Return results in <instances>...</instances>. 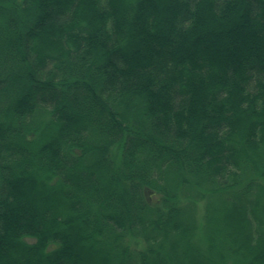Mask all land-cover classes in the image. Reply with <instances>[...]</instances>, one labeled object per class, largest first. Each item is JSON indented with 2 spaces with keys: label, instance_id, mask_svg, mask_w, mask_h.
Here are the masks:
<instances>
[{
  "label": "trees",
  "instance_id": "1",
  "mask_svg": "<svg viewBox=\"0 0 264 264\" xmlns=\"http://www.w3.org/2000/svg\"><path fill=\"white\" fill-rule=\"evenodd\" d=\"M0 264H264V0H0Z\"/></svg>",
  "mask_w": 264,
  "mask_h": 264
}]
</instances>
